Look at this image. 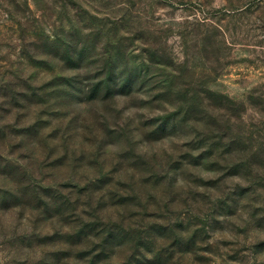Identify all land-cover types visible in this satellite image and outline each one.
Returning <instances> with one entry per match:
<instances>
[{
  "label": "rangeland",
  "instance_id": "obj_1",
  "mask_svg": "<svg viewBox=\"0 0 264 264\" xmlns=\"http://www.w3.org/2000/svg\"><path fill=\"white\" fill-rule=\"evenodd\" d=\"M0 264H264V0H0Z\"/></svg>",
  "mask_w": 264,
  "mask_h": 264
}]
</instances>
